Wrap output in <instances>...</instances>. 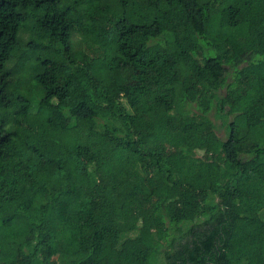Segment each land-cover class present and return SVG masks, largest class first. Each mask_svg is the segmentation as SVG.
Returning a JSON list of instances; mask_svg holds the SVG:
<instances>
[{
    "label": "trees",
    "instance_id": "16d2710c",
    "mask_svg": "<svg viewBox=\"0 0 264 264\" xmlns=\"http://www.w3.org/2000/svg\"><path fill=\"white\" fill-rule=\"evenodd\" d=\"M0 197V264H264V0H0Z\"/></svg>",
    "mask_w": 264,
    "mask_h": 264
},
{
    "label": "rangeland",
    "instance_id": "374dc122",
    "mask_svg": "<svg viewBox=\"0 0 264 264\" xmlns=\"http://www.w3.org/2000/svg\"><path fill=\"white\" fill-rule=\"evenodd\" d=\"M136 66H137V68H136V71H135V76L139 75L137 79L140 80L141 79V75H142L140 73L143 72L144 65H143L141 60H138L137 63H136ZM212 118H213V120H215L217 122V124L220 123V119L219 118H217L215 116H212ZM217 132H218L219 135H221L223 137L225 136V129L224 128L219 129V127H218ZM2 201H3V199L0 197V202H2Z\"/></svg>",
    "mask_w": 264,
    "mask_h": 264
}]
</instances>
